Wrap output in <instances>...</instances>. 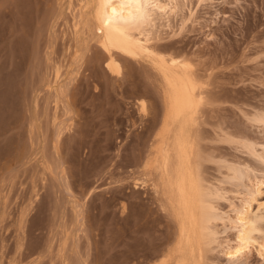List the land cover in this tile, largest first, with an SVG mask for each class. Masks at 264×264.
I'll list each match as a JSON object with an SVG mask.
<instances>
[{"label":"rangeland","instance_id":"1","mask_svg":"<svg viewBox=\"0 0 264 264\" xmlns=\"http://www.w3.org/2000/svg\"><path fill=\"white\" fill-rule=\"evenodd\" d=\"M89 2L0 0V264H227L198 232L180 244L185 210L170 187L153 190L160 173L144 166L168 89L146 58L120 61L116 74L95 41L83 43L75 25ZM182 14L154 42L192 68L205 103L198 123L173 128L186 149L175 164L200 167L204 184L238 202L228 167L264 183L254 123L264 114V0H190ZM243 264L264 262L254 253Z\"/></svg>","mask_w":264,"mask_h":264},{"label":"bare ground","instance_id":"2","mask_svg":"<svg viewBox=\"0 0 264 264\" xmlns=\"http://www.w3.org/2000/svg\"><path fill=\"white\" fill-rule=\"evenodd\" d=\"M189 1L91 0L88 4L90 6V17L86 19L87 14H85L84 19V16L82 17V14H80L75 27L83 26L84 44L88 45V41L93 40L99 45L101 51H103L102 53H104V55L102 54L105 59L104 63H106L110 72L113 71L116 74L120 72V61L134 60L138 62L140 58H146L152 64L151 66L158 71L164 81V86L166 85L168 89L165 97L160 142L154 156L148 158L144 166L152 170L155 168L160 173V185L154 182L155 185L152 184L153 190H156L155 187L159 189V186L170 187L177 199V205L185 210L182 220L180 217L182 215L177 212L180 217L179 220L182 221L179 225V228H181L178 234L179 237H182L180 244L186 242L190 244L189 247H192L193 235L198 232L200 239L204 241L202 243L204 244L203 248L206 247L204 251L214 253L219 250L227 264H243L254 253L264 262V202L259 201L261 187L264 186V183L261 179L251 170L245 169L243 172L228 167V171L232 174L231 178H228L229 181L239 188L236 195L238 202H234L225 197L227 193L222 188L208 183L204 184V181L199 178L201 175L198 177L197 173L195 175L193 171V168L195 170L197 166L193 167L192 165L193 168H191L188 164L185 165L187 160L185 164L184 161L182 162L185 158L181 159V162L185 165L183 172H181L182 170L179 171L177 168L179 166L175 164L176 155L179 152H181L180 154L184 153L186 149L183 152L181 151L182 147L179 146L181 134L178 133V135L173 128L180 120L185 122L187 118H191L194 123H198L201 117V108L205 103V93L200 91L202 87L199 89L198 80H195L192 68L184 64L185 60L168 58L167 55L159 53V48L154 41H157V38L159 39L158 27H168L171 18L182 14ZM195 1L199 5H207L213 2V0ZM86 10L85 8L84 11ZM55 76L56 80L60 79L57 78V74ZM254 123L262 129L264 134V114H257ZM174 132L175 135H172ZM171 135L173 136L172 140ZM175 147H178L177 150ZM252 148L255 149L253 145ZM262 148L264 149V146ZM187 155L188 159L190 156ZM189 162L191 161L189 160ZM197 168L199 170L200 167ZM159 173L157 172V174ZM161 190L156 193L160 194ZM164 195L166 196L165 193ZM167 198L169 197H165V199ZM169 200L171 203L174 202L173 198ZM221 201L228 203L227 211H223L219 207ZM195 206L198 208L197 214L194 211ZM177 209L180 210L176 207ZM219 226H221V230ZM230 233L233 234L232 239L228 237ZM205 252H203L204 257L207 254ZM170 253L167 251L165 257H173ZM165 254H163V259ZM204 257H202L203 260H205ZM165 261L160 264H165Z\"/></svg>","mask_w":264,"mask_h":264}]
</instances>
